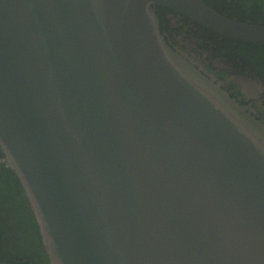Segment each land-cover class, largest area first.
<instances>
[{"label": "water", "instance_id": "95a60500", "mask_svg": "<svg viewBox=\"0 0 264 264\" xmlns=\"http://www.w3.org/2000/svg\"><path fill=\"white\" fill-rule=\"evenodd\" d=\"M158 7L264 45L203 0H0V177L50 264H264V121Z\"/></svg>", "mask_w": 264, "mask_h": 264}, {"label": "flooded vegetation", "instance_id": "af4514ba", "mask_svg": "<svg viewBox=\"0 0 264 264\" xmlns=\"http://www.w3.org/2000/svg\"><path fill=\"white\" fill-rule=\"evenodd\" d=\"M212 8L217 9L231 18L244 20L246 22H264V14L255 11H235L234 7H230L232 0H223L224 5L219 6V0H203ZM157 13L160 19L161 30L167 38L171 46L184 53H187L196 63L201 65L205 71L215 75L219 81L222 82L224 88L236 98L242 105L252 107L254 115L264 121V68L257 64H252L247 61L244 62L240 58H233L228 56L233 55L227 48L224 49L222 44L217 40L212 39L211 33L213 31L199 25L198 23L186 18L183 15L176 13L170 9H161L158 7ZM214 38L220 41L227 42V44L234 49L236 45L233 40L225 39L212 33ZM228 40V41H227ZM236 52V51H235ZM3 171V170H2ZM30 209V208H29ZM31 211V210H30ZM33 215V214H32ZM15 215L9 210L0 211L1 227L8 230V235L2 241L0 237V254L2 248L11 253H16V247L22 245L28 253V246L30 236L34 234L35 228L39 232L38 226H33L28 229L32 232L29 235H22L23 229L20 225L16 226ZM40 243L35 244L34 251L31 250L28 255L43 256L44 260L37 262V264H50L49 258L44 249L42 238L39 232ZM22 239V242L20 241ZM3 246V247H2ZM45 251L43 253L42 249ZM13 264H35L33 257L20 258L19 260H10Z\"/></svg>", "mask_w": 264, "mask_h": 264}, {"label": "trees", "instance_id": "16d2710c", "mask_svg": "<svg viewBox=\"0 0 264 264\" xmlns=\"http://www.w3.org/2000/svg\"><path fill=\"white\" fill-rule=\"evenodd\" d=\"M223 0H219V6L222 7L224 3L222 2ZM248 5V6H247ZM230 7H234L235 11H255L256 13L262 12L264 14V0H232V3ZM161 9H165L164 7H159ZM167 9V8H166ZM215 9V8H214ZM217 10V9H216ZM218 11V10H217ZM219 12V11H218ZM223 14V13H221ZM225 15V14H223ZM227 16V15H225ZM229 17V16H228ZM231 18V17H230ZM234 19V18H233ZM239 20V19H235ZM239 21H244V20H239ZM246 22V21H245ZM256 24H263L259 22H252ZM214 33V32H212ZM211 33L212 39H215L218 41V43L222 44L224 49H229L233 55H229L230 57L233 58H240L244 62H251L252 64H257L259 67L264 68V45H259V44H253L249 42H242V41H236L235 46L231 48L227 42L220 41L217 38L213 37V34ZM219 35V34H217ZM221 36V35H219ZM223 37V36H221ZM225 39H229L224 37ZM232 40V39H230ZM228 41V40H227ZM29 204L28 201L25 197L24 191L18 182L17 177L15 174L7 169L3 168L1 177H0V211L4 210H9L14 213L16 220L13 221V223L16 226H20L24 228L22 235H29L32 234V232L28 229L32 228L33 226H36V221L34 216L32 215V212L29 209ZM28 226V227H27ZM37 227V226H36ZM8 235V230L5 227H1L0 223V237L2 241L5 240L6 236ZM39 232L37 228H35L34 234L30 236V242L28 246V253L35 248V244L38 242L40 243V238H39ZM22 242V239H20ZM3 247V246H2ZM16 253H11L2 248V254H0V264H13L10 260H19L20 258H27L33 257L35 264L37 262L41 261L44 257L43 256H36L35 255H28L27 252L23 253L25 250L24 248V242L22 245L17 246L16 248ZM42 249V247H41ZM43 253L45 254V251L42 249ZM35 252V251H34ZM44 260V259H43Z\"/></svg>", "mask_w": 264, "mask_h": 264}, {"label": "rangeland", "instance_id": "374dc122", "mask_svg": "<svg viewBox=\"0 0 264 264\" xmlns=\"http://www.w3.org/2000/svg\"><path fill=\"white\" fill-rule=\"evenodd\" d=\"M248 6V5H247Z\"/></svg>", "mask_w": 264, "mask_h": 264}]
</instances>
